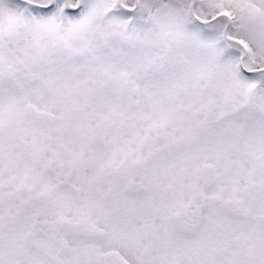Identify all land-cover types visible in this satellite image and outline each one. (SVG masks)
<instances>
[{
  "label": "snow or ice",
  "instance_id": "1",
  "mask_svg": "<svg viewBox=\"0 0 264 264\" xmlns=\"http://www.w3.org/2000/svg\"><path fill=\"white\" fill-rule=\"evenodd\" d=\"M0 264H264V0H0Z\"/></svg>",
  "mask_w": 264,
  "mask_h": 264
}]
</instances>
